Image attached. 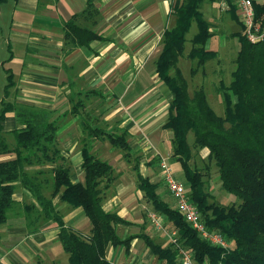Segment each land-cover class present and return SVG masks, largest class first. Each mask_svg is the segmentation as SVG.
Masks as SVG:
<instances>
[{
	"label": "trees",
	"instance_id": "1",
	"mask_svg": "<svg viewBox=\"0 0 264 264\" xmlns=\"http://www.w3.org/2000/svg\"><path fill=\"white\" fill-rule=\"evenodd\" d=\"M215 1H174L175 25L163 34L155 71L173 93L165 127L173 132V156L181 164L189 185V196L206 228L222 234L230 242L229 248L214 245L203 238L176 207L160 196L158 183L141 174L138 157L129 144L126 129L109 128L98 123L90 106L93 98L104 99V95L95 89L72 92V107L63 112L2 102L0 225L7 223L10 211L12 216L24 218L30 230L52 220L69 264H113L106 257L108 245H122L128 251L135 237L143 238L152 253L165 264H180V247L190 251L197 264H264V39L252 42L246 37L238 8L229 0L230 7L223 13H232V17L242 24L243 31L237 32L240 49L232 81L227 85L221 80L217 86L225 105L223 115L212 107L204 87L196 88L193 94L190 92L189 82L179 65L181 57L187 56L195 61L191 73L197 75L207 62L218 58V52L207 47L214 32L203 10L205 3ZM253 1L256 19L264 26V0ZM95 10L93 0H88L82 14H75L66 22V44L74 47L90 45L95 39L107 41L95 29L82 26L77 21L80 16H95ZM193 23L197 24V32L186 52L187 35ZM203 72L206 73L205 70ZM12 85L13 82L6 85V95H9ZM9 112L16 113L20 124L9 133L13 135V141L6 138L4 129ZM70 116L79 117L84 133L81 138L84 181L71 180V166L58 144L60 130ZM190 132L195 136L193 147L188 141ZM103 140L118 148L127 162H135L133 169L137 173L138 188L152 206V211L163 215L171 229L177 231L178 245H166L146 233L120 235L119 225L130 222L116 211H106L103 207L104 199L119 177L115 166L95 152L96 145ZM203 148L209 150L208 158L218 168L222 187L238 198V205L222 206L211 200L213 196L206 187L204 171L191 163L193 150ZM47 164L51 167L31 170L34 166ZM47 172L50 177L44 178ZM47 184L51 186L49 193ZM20 187L35 199L28 200L29 203L23 207L14 198ZM60 193L61 200L72 208H83L92 225L89 235L66 224L63 214L54 204V198Z\"/></svg>",
	"mask_w": 264,
	"mask_h": 264
},
{
	"label": "crops",
	"instance_id": "2",
	"mask_svg": "<svg viewBox=\"0 0 264 264\" xmlns=\"http://www.w3.org/2000/svg\"><path fill=\"white\" fill-rule=\"evenodd\" d=\"M174 1L93 0L96 15L80 16L77 21L95 29L107 41L95 39L90 45L72 47L66 44V22L82 14L88 0H0V111L5 100L63 112L72 107V92L101 90L104 99L93 98L90 106L98 123L129 132V144L138 157L141 174L158 183V193L173 207L176 200L159 166L161 158H166L172 168L180 164L173 156V132L165 127L173 93L156 73L155 60L161 52L165 30L175 25ZM208 5L225 11L218 0ZM9 82L13 85L6 95ZM19 125L16 113L9 112L5 131L9 133ZM83 135L78 116H70L60 130L64 150L68 151L64 153L73 156V182L85 179L79 144ZM98 148L123 157L108 140L100 141ZM127 164L132 168L117 170L119 177L103 207L130 222L119 225L121 236L146 233L154 237L149 220L152 206L138 188L134 163ZM24 197L35 200L27 190L18 188L14 198L21 203ZM54 204L67 225L85 235L91 233L92 225L82 207L72 208L61 200V193L54 198ZM20 219L15 225L0 227V237L5 238L0 239V264H62L65 251L55 241L58 229L52 226V220L32 231L24 218ZM49 229L53 234L48 238ZM117 247L110 244L106 249V257L113 264H165L141 237L131 241L130 249L124 250L127 257L123 254L119 262L115 259Z\"/></svg>",
	"mask_w": 264,
	"mask_h": 264
},
{
	"label": "rangeland",
	"instance_id": "3",
	"mask_svg": "<svg viewBox=\"0 0 264 264\" xmlns=\"http://www.w3.org/2000/svg\"><path fill=\"white\" fill-rule=\"evenodd\" d=\"M208 6H209L208 3H205L203 5V10L205 11L204 12L205 16L207 17V19L210 20L212 24L211 29L214 32V35L209 39L207 43V47L209 49L216 50L218 52V58L207 62L205 68L200 70L197 75H192L191 73V68L195 65V61L187 58V56L181 57L179 65L185 77L187 78L189 82L190 92L193 94L196 88L204 87L207 93L209 102L212 105V107L215 109V111L219 115H223L225 105H224L223 98L217 91V86H219L221 80H223L227 85L230 84V82L232 81V72L235 69V65H236L235 60H236L238 51L240 49V41H239V38L237 37L238 35L237 32H242L243 27L241 23H238L236 18L232 17L233 16L232 13L230 12L223 13V12H220L218 7L216 9H212L211 7H208ZM196 32H197V24L193 23L192 28L190 29L187 35L188 40L186 43V52H188V50L190 49L192 45L190 40ZM233 33H237V34L232 36ZM203 70H205L206 73H204ZM234 99L236 100L235 97ZM7 125L10 126V123H7ZM5 132H6V138L9 141H13L14 140L13 135L9 134L10 132L9 133H7V131ZM194 140H195L194 133L190 132L188 134V141L192 147H193ZM58 144L64 153L65 147L60 137H59ZM79 144L81 145V142H79ZM114 149L116 150V148ZM95 150H96L95 152L97 153V155H99L101 158L112 162V164L115 166L117 170L120 168H126V167L132 168V166L130 167L127 164L128 162L125 160V158L121 157L120 153L118 152H114L113 154L111 153L108 154L106 153V150L99 149V148L96 149V147H95ZM65 152H67L68 154V151H65ZM208 155H209V150L207 148L198 149V150L194 149L193 158L191 160V163L192 165L200 167L204 171L205 173L204 178L207 183L206 187L208 191L211 193V195L213 196V199L211 200L218 202V204L222 206L238 205V203L240 202L238 198L234 194L228 193L222 187L218 168L214 161L209 160ZM65 156H66L68 163L70 164L72 168L73 167L72 154L69 153V155H65ZM132 163H135V162H132ZM50 167H51V164H47L44 166H34L32 167L33 169L31 170H36L39 168H50ZM172 170H173V174L175 175V177L181 182H183L187 188H189V185L186 182L185 175H184V172L180 164L179 165L174 164ZM49 177H50V174L49 172H47L44 178H49ZM165 184L167 186L166 182ZM46 191L47 193L51 191V186L48 184L46 185ZM27 203H29V201L27 200L26 197H24V201L21 202L22 207ZM12 214L13 213H11L10 211L7 223L0 225L1 228L5 227L6 225L7 226L15 225L16 223L22 220L20 219V217L12 216ZM84 217L86 218V220H88V218L85 215ZM51 224L52 226H56L53 221ZM152 227H153L152 231H154L153 234H155L154 237L156 239H158V237L159 238L163 237L164 240H161L163 243H165L166 245L170 243L169 234L173 230L171 229V226L168 223H166L165 229L163 230H157L153 225ZM38 229L39 228L33 229L32 231H35ZM46 233L49 238V236H52L53 231L52 229H49ZM0 239L4 240L5 238L0 237ZM50 239H55V238H50ZM55 241L57 245L62 247V244L59 241V239H56ZM124 250H125L124 246H118L116 248L115 259L118 258V260L116 259L117 262H119L123 258V254L125 258L127 257V255H125L124 253ZM119 252L121 253L118 256ZM4 253H7V250ZM62 253H63L62 256H64V258L61 260L62 264H69L67 253L63 251ZM126 262L128 261L126 260ZM45 264H50V263H45Z\"/></svg>",
	"mask_w": 264,
	"mask_h": 264
},
{
	"label": "built area",
	"instance_id": "4",
	"mask_svg": "<svg viewBox=\"0 0 264 264\" xmlns=\"http://www.w3.org/2000/svg\"><path fill=\"white\" fill-rule=\"evenodd\" d=\"M231 2L238 8L244 25V34L252 42H258L264 39V26L256 19L254 1L253 0H231ZM219 6L222 10H227L230 7L229 0H219ZM159 166L163 172V178L167 183L169 191L176 200V208L184 216L187 222L198 231L201 236L214 245H219L224 248H229L230 242L220 233L209 231L196 205L192 202L188 188L186 185L178 180L173 174L172 166L168 163L166 158H161ZM149 220L157 230L165 229L167 223L166 218L154 211L149 212ZM170 243L179 244L177 240V231L173 230L169 234ZM180 264H197L194 256L188 250L180 247L179 251ZM206 264H210L207 262Z\"/></svg>",
	"mask_w": 264,
	"mask_h": 264
}]
</instances>
